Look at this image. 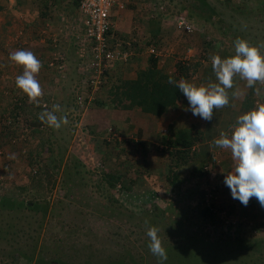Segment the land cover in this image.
I'll use <instances>...</instances> for the list:
<instances>
[{
    "label": "rangeland",
    "instance_id": "rangeland-1",
    "mask_svg": "<svg viewBox=\"0 0 264 264\" xmlns=\"http://www.w3.org/2000/svg\"><path fill=\"white\" fill-rule=\"evenodd\" d=\"M257 2L153 0V6L164 7L166 37L176 33L166 43L167 50L179 52L172 59L180 55L186 62L181 65L190 62L201 69L211 65L213 54L234 50L237 37L264 55V11L257 10ZM179 16L192 25L191 32L176 26ZM2 63L0 59V264H46L52 258L62 264H97L114 256L127 264H158L148 248L145 220L159 229L167 252L164 264H264V214L241 217V204H232L237 199L218 186L213 174L206 172L207 181L205 173L185 172L186 164H177L169 154L173 139L159 136L144 147L128 133L130 108L119 107L115 115L104 94L77 110L69 78L66 89L57 90L62 105L52 91L39 98L48 103L47 111L60 105L55 114L66 115L67 124L54 129L43 123L38 119L43 111L33 102L14 115L13 103L20 106L28 97L14 87V76ZM234 83L252 105L264 102V84L248 90L239 77ZM132 109L144 111L141 106ZM109 130L119 138L108 139ZM191 147L186 151L191 153ZM176 173L180 181L175 185ZM112 175L118 179L113 181ZM206 190L213 194L207 201L201 196ZM224 193L228 198L223 199ZM207 210L216 215L215 222L203 213Z\"/></svg>",
    "mask_w": 264,
    "mask_h": 264
},
{
    "label": "crops",
    "instance_id": "crops-1",
    "mask_svg": "<svg viewBox=\"0 0 264 264\" xmlns=\"http://www.w3.org/2000/svg\"><path fill=\"white\" fill-rule=\"evenodd\" d=\"M261 1L259 0V3ZM163 9V6H153V0H123L121 6L111 8L112 34L116 40L122 42L124 49H131L126 59L108 65L104 84L102 83L99 88L101 91L98 90L97 95L94 94L96 98L104 94V99L107 98L105 104L110 108L113 107L111 110L114 111L120 104L121 83L134 80L140 71L151 69V58L155 59L156 76L173 74L181 77V72H177L178 68L174 63L186 62L181 61L180 55L175 56L173 60L174 54L179 52L166 49V43L170 45V39H175L176 33L174 31L171 36L166 37L165 29L169 26L165 22ZM80 28L78 0H0V59L3 62L1 67L14 76V87H16L15 78L22 74L23 68L9 59V53L15 50H30L42 63L36 79L42 87L43 94L52 91L59 97L62 105V96L57 90L60 86L66 89L65 83L69 78L72 88L70 95L73 99L76 89L83 86L80 63L88 57L87 48L77 38ZM175 43H179L178 40H175ZM150 48H155V54L150 53ZM233 53L234 50L230 48L221 51L219 55L225 58ZM58 56L65 58L64 69L60 71L55 67H48V63ZM187 64L188 70L184 71L187 74L184 79L198 85L207 84L209 80L215 81L210 64L202 65L201 69L191 67L190 62ZM198 74H201L199 78ZM240 87L234 83V88L229 90V104L214 110L211 121L192 115L188 101L179 89L178 93L166 102V109L159 115L153 112L135 111L132 108L138 105L128 103L132 113L128 133L138 137L144 147L155 143L158 137L163 135L172 139L192 140L191 157L185 165V172L198 176L202 171L205 174L209 171L208 175L213 174L216 182L219 183L218 186L229 195L231 192L224 184V171L229 170L232 164L231 152L219 147L210 148L209 145L218 135L219 130L230 131L237 117L254 107L253 101L246 96V93L240 92ZM51 95L46 96L53 99ZM95 96L92 100L96 99ZM114 113L117 114L116 110ZM208 175H204V180L210 181L211 178H206ZM225 194L223 199L226 197ZM232 204L241 203L236 200ZM234 207L238 208V205ZM238 209L240 216L244 218L264 214V208L255 198H252L247 206L241 204ZM252 209L255 212L251 213Z\"/></svg>",
    "mask_w": 264,
    "mask_h": 264
},
{
    "label": "clouds",
    "instance_id": "clouds-1",
    "mask_svg": "<svg viewBox=\"0 0 264 264\" xmlns=\"http://www.w3.org/2000/svg\"><path fill=\"white\" fill-rule=\"evenodd\" d=\"M9 59L22 66L21 75L16 76L15 85L28 97L30 102L39 104L43 91L36 75L42 63L30 50H15L9 53ZM211 67L215 81L207 84H196L181 78L178 82L169 76L168 83L183 93L188 101L192 115L205 121L213 119L214 110L229 104V90L234 88L236 77L246 81L248 88L257 82L264 84V55L260 49L248 41L237 37L234 40V53L225 58L213 54ZM256 94L260 95L259 89ZM236 95V93H233ZM60 105H53L52 111H43L38 119L48 126L59 129L67 124V116L58 117L55 112ZM186 111L189 109H185ZM209 147L230 150L232 164L224 171V184L229 188L233 199L247 206L255 198L264 208V102H257L254 107L237 117L230 131L219 130ZM147 225L146 235L149 238L148 248L158 257V264H164L167 253L158 235L159 229Z\"/></svg>",
    "mask_w": 264,
    "mask_h": 264
},
{
    "label": "built area",
    "instance_id": "built-area-1",
    "mask_svg": "<svg viewBox=\"0 0 264 264\" xmlns=\"http://www.w3.org/2000/svg\"><path fill=\"white\" fill-rule=\"evenodd\" d=\"M122 3L123 0H78L81 28L77 38L88 51V57L79 66L85 80L83 86L77 88L74 94L75 103L82 109L88 105L101 87L108 65L111 62L126 59L131 51L130 48L124 49L122 42L116 40L112 34L110 10L114 6H121ZM175 23L184 31L193 30L192 25L183 16L177 17ZM149 51L153 54L156 52L155 48H150ZM64 65L63 56H58L48 63V67H55L58 71L63 70ZM83 91L89 92L87 101L83 96ZM38 106L40 110L47 111L48 103L40 102ZM107 138L118 139L119 136L113 130H109ZM205 195L206 201L213 196L210 190H206ZM230 225L228 224L231 228L233 225Z\"/></svg>",
    "mask_w": 264,
    "mask_h": 264
},
{
    "label": "trees",
    "instance_id": "trees-1",
    "mask_svg": "<svg viewBox=\"0 0 264 264\" xmlns=\"http://www.w3.org/2000/svg\"><path fill=\"white\" fill-rule=\"evenodd\" d=\"M262 2H263V5L261 4ZM261 3L257 2L254 6H257V10L264 11V1L262 0ZM150 64L152 66L151 69H148V70L146 69L144 71H140L137 75V78H135L134 80L123 81L121 83V86H120V87H122L121 95H120L121 97H119L121 101H120V104L116 108H119V107L130 108V106H128V103H131V104L134 103L138 106H141L142 110H144L145 112H153L157 115H159L160 113H162V111H164L166 109V102H169L171 100V98L174 97L178 93V88L175 86V84H169L168 83V79H169L170 75L160 74V75L156 76V74L154 72L155 71L154 67L156 64L154 58L150 59ZM181 64L182 63L179 64L178 69L180 70V68H181V69L187 70L188 66L181 65ZM185 70L180 71L181 72V78H183V79L187 75L184 73ZM172 78L175 80V77H172ZM103 84H104V82H103ZM83 96L85 97V100L87 101V98L89 96V92L84 91ZM73 99H74L73 105L78 110L80 107L75 103L74 96H73ZM26 103H30L28 98H27V100H24L20 106L18 104L13 103L15 105V107L17 108V111L13 114L14 115L22 114L23 107L28 106V104H26ZM92 103H93V100H91L88 103L86 108H88L90 105H92ZM37 122L39 123V121H37ZM15 126H14V128H15ZM12 132H14L12 135V137H14L15 133H16L15 129H13ZM191 141L192 140L187 139V138H180V139H173V141L171 142L172 146H174V149L169 154L174 156V158L177 161V164H180V162H181V164L185 165L189 162V160L186 157L188 155L187 153L190 154V151L187 152L186 147H189V145L192 144ZM203 173H204V171H202L200 174H203ZM176 174L178 175V178L175 180V182L173 181L174 182L173 184H175V185L178 184V182L180 181L179 174L178 173H176ZM109 178H111L113 181L118 179V177H115L113 175L110 176ZM111 185L114 186V183L111 182ZM201 196L203 198L205 196V192H201ZM22 204L23 203H21V205ZM26 207H28L30 209L33 208V206L31 207L30 204H28V203L26 204ZM206 212L203 211L204 214H208L207 217L211 218L212 222H215L216 221V217H215L216 215L213 216L212 213L209 214L208 210ZM231 227H233V226H231ZM130 251L131 250H128V252H130ZM21 255L23 256V258H25L24 253H22ZM57 259L58 258H52L48 261L46 259L45 261H47L46 264H62L61 261L59 260V262H58ZM109 260L110 261H105L103 263H97V264H127V262H125L123 259L118 258L117 256H114L113 258H111ZM65 264H67V263H65ZM129 264H145V263L140 262V261L138 263V262H135L134 260H130Z\"/></svg>",
    "mask_w": 264,
    "mask_h": 264
}]
</instances>
